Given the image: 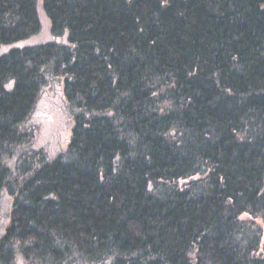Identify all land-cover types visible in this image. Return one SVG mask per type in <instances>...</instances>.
<instances>
[{"label":"trees","instance_id":"1","mask_svg":"<svg viewBox=\"0 0 264 264\" xmlns=\"http://www.w3.org/2000/svg\"><path fill=\"white\" fill-rule=\"evenodd\" d=\"M40 1L61 41L0 55V264H264V0ZM37 3L0 0V50ZM50 78L54 157L28 125Z\"/></svg>","mask_w":264,"mask_h":264},{"label":"rangeland","instance_id":"2","mask_svg":"<svg viewBox=\"0 0 264 264\" xmlns=\"http://www.w3.org/2000/svg\"><path fill=\"white\" fill-rule=\"evenodd\" d=\"M38 15L42 22L41 32L28 38L27 40L15 45L2 47L1 52H8L12 48H24L36 45H42L54 41L60 42L61 39L53 37L51 24L46 16L42 2L37 3ZM67 42V36L63 37ZM4 54V53H2ZM50 84L42 89L38 100L37 109L33 114L29 126L37 130L35 148L44 149L51 156H56L60 151L66 149L69 142L72 128L74 125L73 113L71 107L67 104L63 95V83L58 78H50ZM11 201L5 194L2 196L0 209V232L7 224L8 213L11 207Z\"/></svg>","mask_w":264,"mask_h":264}]
</instances>
